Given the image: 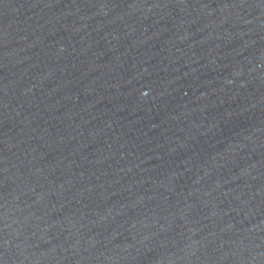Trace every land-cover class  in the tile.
Segmentation results:
<instances>
[{
	"label": "water",
	"instance_id": "1",
	"mask_svg": "<svg viewBox=\"0 0 264 264\" xmlns=\"http://www.w3.org/2000/svg\"><path fill=\"white\" fill-rule=\"evenodd\" d=\"M0 264H264V0H0Z\"/></svg>",
	"mask_w": 264,
	"mask_h": 264
}]
</instances>
